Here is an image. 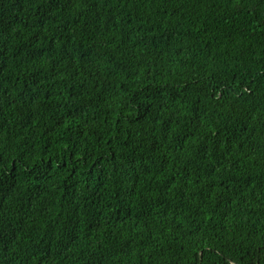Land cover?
Returning a JSON list of instances; mask_svg holds the SVG:
<instances>
[{
	"label": "trees",
	"instance_id": "trees-1",
	"mask_svg": "<svg viewBox=\"0 0 264 264\" xmlns=\"http://www.w3.org/2000/svg\"><path fill=\"white\" fill-rule=\"evenodd\" d=\"M264 0H0V264H264Z\"/></svg>",
	"mask_w": 264,
	"mask_h": 264
},
{
	"label": "snow or ice",
	"instance_id": "snow-or-ice-1",
	"mask_svg": "<svg viewBox=\"0 0 264 264\" xmlns=\"http://www.w3.org/2000/svg\"><path fill=\"white\" fill-rule=\"evenodd\" d=\"M261 253H264V248L261 249Z\"/></svg>",
	"mask_w": 264,
	"mask_h": 264
}]
</instances>
